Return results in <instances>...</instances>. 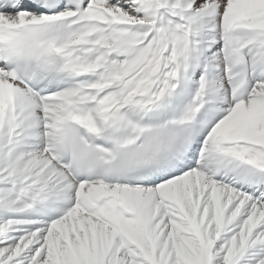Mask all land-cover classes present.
Returning <instances> with one entry per match:
<instances>
[{"label":"snow or ice","instance_id":"6c2138e0","mask_svg":"<svg viewBox=\"0 0 264 264\" xmlns=\"http://www.w3.org/2000/svg\"><path fill=\"white\" fill-rule=\"evenodd\" d=\"M0 264H264V0H0Z\"/></svg>","mask_w":264,"mask_h":264}]
</instances>
